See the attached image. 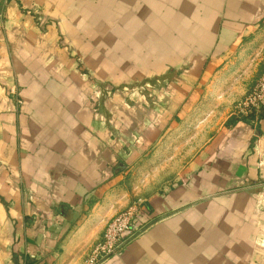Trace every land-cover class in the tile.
I'll use <instances>...</instances> for the list:
<instances>
[{"label": "crops", "instance_id": "1", "mask_svg": "<svg viewBox=\"0 0 264 264\" xmlns=\"http://www.w3.org/2000/svg\"><path fill=\"white\" fill-rule=\"evenodd\" d=\"M263 73L264 0H0V264H264Z\"/></svg>", "mask_w": 264, "mask_h": 264}, {"label": "built area", "instance_id": "2", "mask_svg": "<svg viewBox=\"0 0 264 264\" xmlns=\"http://www.w3.org/2000/svg\"><path fill=\"white\" fill-rule=\"evenodd\" d=\"M263 110L264 73L258 79L252 91L236 106L234 114L248 116L253 112L261 113ZM143 207V201H133L127 208L112 217L106 225L101 240L88 256L86 264H102L117 255L125 240L141 230L142 227L137 225V221L143 211Z\"/></svg>", "mask_w": 264, "mask_h": 264}, {"label": "rangeland", "instance_id": "3", "mask_svg": "<svg viewBox=\"0 0 264 264\" xmlns=\"http://www.w3.org/2000/svg\"><path fill=\"white\" fill-rule=\"evenodd\" d=\"M148 81V82H142L140 84H135V85H131L132 87H124L121 88V91H130V90H137L138 92H145V95L147 97V99L151 102H153V98L156 97L155 95H158V93L160 92V90H162L163 88V83L162 81ZM110 88L107 87V85H105V90H109ZM111 91V89L109 90ZM242 101V100H241ZM239 101L238 103H236V105H234V109H233V113H235V108L236 106L241 102ZM208 134H211L209 132H205V129H202L201 131V139H204L207 137ZM172 168H174V166H172ZM158 181V182H157ZM156 183L160 184L162 183L164 180H157ZM137 182H139V184H141V182H143L142 180L139 181V179L137 180Z\"/></svg>", "mask_w": 264, "mask_h": 264}, {"label": "trees", "instance_id": "4", "mask_svg": "<svg viewBox=\"0 0 264 264\" xmlns=\"http://www.w3.org/2000/svg\"><path fill=\"white\" fill-rule=\"evenodd\" d=\"M263 117H264V110L261 111V113L253 112L252 114H249L248 116L236 115V116L231 117V119L227 123V126L235 125L239 121H246L247 123L252 124V123L258 122ZM27 263L32 264L30 260Z\"/></svg>", "mask_w": 264, "mask_h": 264}]
</instances>
